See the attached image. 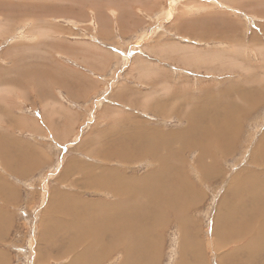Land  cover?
<instances>
[{"label":"rangeland","instance_id":"1","mask_svg":"<svg viewBox=\"0 0 264 264\" xmlns=\"http://www.w3.org/2000/svg\"><path fill=\"white\" fill-rule=\"evenodd\" d=\"M192 121L228 130L204 155ZM261 141L264 0H0V264L123 262L119 230L144 216H105L122 195L103 184L137 189L154 155L189 201L125 239V264H264V239L217 231L238 207L233 178L264 179Z\"/></svg>","mask_w":264,"mask_h":264},{"label":"bare ground","instance_id":"2","mask_svg":"<svg viewBox=\"0 0 264 264\" xmlns=\"http://www.w3.org/2000/svg\"><path fill=\"white\" fill-rule=\"evenodd\" d=\"M29 11V10H28ZM27 12V11H25ZM21 14V13H20ZM18 16V15H17ZM14 48V47H13ZM210 61V60H208ZM204 63V62H203ZM257 93V92H256ZM255 98V97H254ZM252 103V102H251ZM234 107H238L237 105L234 106ZM233 107V108H234ZM232 108V109H233ZM231 109V108H230ZM235 109V108H234ZM236 111V110H235ZM243 113H244V110L242 109ZM241 111V112H242ZM246 111V110H245ZM240 112V113H241ZM231 113V112H230ZM242 113V114H243ZM246 113V112H245ZM244 113V114H245ZM234 114V111L233 113ZM239 114V113H238ZM237 114V115H238ZM240 117V116H239ZM203 118V117H202ZM214 119V118H213ZM193 120V119H192ZM195 120V119H194ZM201 119H198L197 121H200ZM190 122L192 123L191 126L189 127V131H187L186 134H188V136H193L192 138H186L187 140L186 141H198L202 147V153L205 155L207 153H209V149H208V144H207V141L209 142V140L212 142H216V137L218 136H221L223 133V131L228 130L227 128H219L217 131H213L212 129L208 128L207 125L205 126H202L200 125L201 129L198 131L197 128H196V125H198L196 122ZM224 122V121H223ZM239 124V123H238ZM66 126V125H65ZM239 126V125H237ZM228 127V126H227ZM238 128V127H237ZM195 130V134L196 135H191L194 133V130ZM233 129V128H232ZM234 130V129H233ZM231 131V130H230ZM235 131V130H234ZM240 131V130H239ZM190 132V133H189ZM233 133V131H231ZM144 133H146V131H144ZM143 132L141 133H138V134H135L133 135V138L134 139H137L138 135H145ZM215 133V134H214ZM226 133V132H225ZM233 135V134H232ZM238 135V134H237ZM146 136V135H145ZM226 137V136H225ZM224 137V139H225ZM229 137V136H228ZM227 137V138H228ZM232 137V136H231ZM197 138V139H195ZM147 139V138H146ZM229 139V138H228ZM263 139V138H262ZM221 141V139H220ZM226 141V140H225ZM231 141V140H230ZM221 142H224V141H221ZM262 142V141H261ZM195 143V142H194ZM263 144V142H262ZM191 145V144H190ZM264 145V144H263ZM231 146V145H230ZM221 147V146H220ZM262 147V145H261ZM155 148V147H154ZM218 149V148H216ZM228 148L226 147V150ZM142 150V149H141ZM144 150V149H143ZM167 150V149H166ZM222 150V149H221ZM224 150V149H223ZM225 150V151H226ZM257 150V149H256ZM120 151V150H119ZM154 151H156L154 149ZM264 151V150H263ZM6 152L8 153V150H6ZM224 152V151H223ZM262 152V151H259V153ZM4 153V152H3ZM159 153V152H158ZM226 153V152H225ZM227 153H229L227 151ZM263 153V152H262ZM140 154H142V152L140 151ZM224 154V153H223ZM256 154H258V150L256 152ZM264 154V153H263ZM262 155H259V156H263ZM159 154H157L158 156ZM127 158V157H126ZM217 158V156H216ZM254 158V157H253ZM154 159H157V160H160L161 161V164H160V168H158L157 170L155 171H152L150 172L147 177L148 180L146 182H144L142 185L138 186V188H133L131 186H125L123 185L121 187V185L124 183L123 181V178H118V181L117 179H111L108 181V183H105L103 185L104 186V189L106 191H110L112 193H116V194H121L122 195V199L120 198L119 201H120V204L119 205H115V204H111V205H114L112 206L113 208H111V211H113V213H110L109 210H104V215H110V216H116L115 218L116 219H121L123 221H128V222H132L134 220H137L139 219V216L142 214V217L144 216V222L142 224H140V227H137L136 224H133L132 223V229L129 228L131 224H126L128 225V227L123 223V228H121L120 233L123 237V252H124V255H126V257H124L123 259V262L121 261L120 264H125L127 263L126 260L128 261L129 259L132 258V256L134 255L133 253V250L134 248L131 250L130 246H129V250H127V241L125 239H131L133 235V238L135 240L141 238L142 236L146 238H149L150 234V223H152L153 220H156L157 218L161 217V216H165V212H170V211H174V212H177L179 213L183 207V202L184 200L186 201L187 199V196L184 197L183 195V191L181 189V186L182 185H188V182L187 181H182V178L179 177V176H176L173 175L172 177H169L165 175V173H168L170 172V169L169 168V162L166 161V162H163V160L165 158H155V155H154ZM255 159V158H254ZM154 161V160H153ZM13 162V161H12ZM262 163V162H261ZM261 163H259L260 165H262ZM13 164V163H12ZM6 165V164H5ZM168 166L167 168L164 166ZM211 165V164H210ZM212 166V165H211ZM151 167V166H150ZM205 167V166H204ZM262 167V166H261ZM150 170V169H149ZM181 170V169H180ZM112 173V172H111ZM117 173V172H116ZM207 174V173H206ZM109 176V175H108ZM211 176V175H210ZM206 177V176H205ZM135 179V178H134ZM236 179L237 177H234L233 178V183L231 186L232 188V191L233 190H237V193L235 192L234 193V196H233V203L231 206H238L236 207L234 210H233V213H230V205H229V208L228 210L226 211V216L223 218L222 216V213H221V217H220V220H219V226L217 227V231H218V235L220 237V242L219 243H222V245H226L228 243H238L237 241H233L234 239L235 240H241V237L242 239L245 238L246 236H253V234H255V238H253L254 240L256 239V241L260 238V239H264V179H260L259 177L256 178V179H250L251 181L249 182L247 178H242L240 180L241 183H246L248 181V184L250 185V188L249 189H246L244 188L242 185L240 184H237L235 185V182H236ZM108 180V178H107ZM116 180V181H115ZM137 180V179H136ZM146 180V179H145ZM96 183V181H95ZM101 184V183H100ZM107 184V185H106ZM103 185H101V187L103 188ZM129 185V184H128ZM135 185V184H134ZM139 185V184H138ZM100 186V185H99ZM121 187V188H119ZM97 188H100V187H97ZM101 188V189H102ZM183 188V186H182ZM144 189V190H142ZM186 189V188H185ZM104 190V191H105ZM142 190V191H140ZM231 191V192H232ZM109 192V193H110ZM189 192L188 195H190L191 191H187ZM153 193V194H152ZM201 194V193H200ZM194 196V195H193ZM149 198V199H148ZM184 198V200H183ZM191 199L193 197H190ZM146 199L150 200L148 203H142L143 200L146 201ZM189 199V197H188ZM187 199V200H188ZM226 199V198H225ZM183 200V201H182ZM118 201V199H117ZM189 201V200H188ZM193 201V200H192ZM245 201H248V202H251V204L249 203H245L247 206L246 209L248 210L247 212V216L244 217V213H245V209L243 208H239L241 207L242 203L245 202ZM104 202V201H103ZM229 202V201H228ZM118 203V202H117ZM77 204V203H76ZM75 204V205H76ZM108 205V204H107ZM79 206V205H78ZM76 207V206H75ZM116 207V209H115ZM146 208V209H145ZM75 211V210H74ZM53 212V211H52ZM101 212V213H103ZM74 213V212H72ZM176 213V214H177ZM224 214V213H223ZM227 214H231L229 217L233 218L234 220H236L233 224V229H230L226 224H222L223 222H226V217H227ZM78 215V213H77ZM150 218H152L150 220ZM154 218V219H153ZM126 219V220H125ZM131 220V221H130ZM150 220V221H149ZM161 221V220H160ZM154 223V222H153ZM152 223V224H153ZM58 224V223H57ZM224 225V226H223ZM153 226V225H152ZM151 226V227H152ZM137 228L139 229L138 232H137ZM237 230V231H236ZM135 231V232H134ZM255 232V233H254ZM257 232V233H256ZM151 233V232H150ZM241 233V234H240ZM245 234V235H244ZM148 235V236H147ZM96 236V235H95ZM111 236V234H110ZM135 236V237H134ZM57 237V236H56ZM117 237V238H116ZM90 238V237H89ZM95 238V237H94ZM93 238V239H94ZM111 238H113V240L115 239L116 240V244H118L119 242L121 241H118L119 240V235H115L113 234L111 236ZM153 238V237H152ZM96 239V238H95ZM99 239V238H98ZM142 239V238H141ZM252 239V240H253ZM97 240V239H96ZM95 240V242H96ZM140 240V239H139ZM245 240V239H244ZM253 241H247L244 242L246 244H241L242 245V248L247 251L249 254H250V258L248 259L249 262L251 261V258L252 256L255 255V249H257L256 247V244L255 242ZM98 241V240H97ZM100 241V240H99ZM98 241V242H99ZM242 241V240H241ZM91 242V241H90ZM143 242H144V239H143ZM263 242V243H262ZM262 242H258V246L262 243V249H263V246H264V240H262ZM97 243V242H96ZM95 243V244H96ZM100 243V242H99ZM134 243V242H133ZM241 243V242H240ZM92 244V243H91ZM90 244V245H91ZM94 244V245H95ZM102 244V243H101ZM153 244V242H152ZM255 244V245H254ZM89 245V244H88ZM99 245V244H98ZM149 245V244H148ZM221 245V246H222ZM229 245V244H228ZM234 245V244H233ZM152 246V245H151ZM190 246V245H189ZM220 246V247H221ZM88 247V246H87ZM114 247V246H113ZM121 247V246H120ZM148 246H146L147 248ZM184 247V246H183ZM186 247V246H185ZM219 247V248H220ZM86 248V247H85ZM96 248V246H95ZM89 249V247H88ZM98 249V248H96ZM102 249V248H101ZM143 249V248H142ZM223 248H221L222 250ZM241 249V248H240ZM86 250V249H85ZM146 250V249H144ZM185 250V249H184ZM87 251V250H86ZM254 251V252H253ZM146 252V251H144ZM148 252V251H147ZM252 252L254 254H252ZM90 253V252H89ZM88 253V254H89ZM237 253V252H236ZM226 254V253H225ZM238 254V253H237ZM248 254V255H249ZM92 255V254H91ZM155 255V254H154ZM234 255V253H233ZM252 255V256H251ZM128 257V258H127ZM152 257V256H151ZM235 257V256H234ZM238 257H239V254H238ZM126 258V259H125ZM230 258V257H229ZM236 258V257H235ZM233 258V259H235ZM247 258V257H246ZM258 258V257H257ZM84 259V258H83ZM226 261H227V258H225ZM231 261L228 263V264H233L235 261L232 260V258H230ZM242 259V258H241ZM91 260V259H90ZM224 260V259H223ZM222 260V261H223ZM236 260V259H235ZM243 260V259H242ZM259 262H260V259H258ZM185 261H187V259H185ZM233 261V263H232ZM238 261V260H237ZM237 261L234 263L236 264ZM241 260H239L240 262ZM253 261V259H252ZM262 261V260H261ZM246 262V260H245ZM248 262V263H249ZM256 262V261H255ZM263 262V261H262ZM225 263V262H224ZM243 264V262H240ZM239 263V264H240ZM261 263V262H260ZM259 263V264H260ZM251 264V262H250ZM255 264V263H254Z\"/></svg>","mask_w":264,"mask_h":264}]
</instances>
